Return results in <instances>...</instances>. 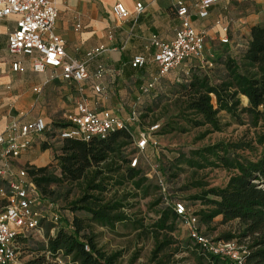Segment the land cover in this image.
<instances>
[{
    "label": "trees",
    "instance_id": "1",
    "mask_svg": "<svg viewBox=\"0 0 264 264\" xmlns=\"http://www.w3.org/2000/svg\"><path fill=\"white\" fill-rule=\"evenodd\" d=\"M218 64L219 67L211 69L214 75L195 70L180 84L176 105L182 117L176 118L194 129L208 127L204 136L222 131L220 114L223 112L237 119L247 116L250 126L237 140L222 141L194 153L209 166L222 168L230 176L222 188L198 185L201 192L192 200L205 207L196 213L202 224L210 225L221 216L224 223L238 221L242 226L239 236L229 234L225 239L214 241L247 240L248 251L242 264H264V111L261 110L264 108V24L252 27L240 60L226 52L219 57ZM240 97L248 107L241 106ZM174 130L177 129H171ZM182 132L186 129L182 128ZM62 142L55 157L58 174L48 166H27L43 198L58 205L63 217V225L55 236H48L44 250L53 257L70 258L72 264H121V252L109 253L99 247L94 227L114 229L128 222L130 216L126 210L135 197L126 191L127 186L131 184L134 190H141L150 181L141 169L130 165L135 156L128 157L126 150L132 144L135 147L134 135L130 129L118 130L104 140ZM246 153H254L255 158L250 159ZM191 164L205 167L195 161ZM64 183L82 187L81 196L71 203L70 215L51 200L55 194L52 188ZM79 213L87 214L88 219L79 217ZM179 220L172 208L163 212L153 225L150 234L156 240V247L149 264H186V259H175V253L171 252L172 246L178 243L172 234ZM31 238L18 239L22 259V245ZM191 246L195 251L194 264H238L206 253L192 239ZM25 264L51 263L42 256Z\"/></svg>",
    "mask_w": 264,
    "mask_h": 264
},
{
    "label": "crops",
    "instance_id": "2",
    "mask_svg": "<svg viewBox=\"0 0 264 264\" xmlns=\"http://www.w3.org/2000/svg\"><path fill=\"white\" fill-rule=\"evenodd\" d=\"M53 1L59 12L53 32L65 40L70 59L85 62L89 51L99 47H104V51L88 63L90 78L82 84L62 79L60 69L48 68L44 73H35L33 63L38 54L13 55L8 49V34L15 28L17 17L0 20V136L14 123L24 125L38 118L46 121L50 133L60 132L68 125V117L78 112L77 104L83 98L87 100L90 110L99 115L111 111L126 121L134 114L138 117L133 107L149 97L146 94L150 90L145 89L159 74V67L152 60L156 53L152 38L157 36L160 41L170 43L175 40L181 27L176 0ZM231 1L225 0L215 5L209 16L202 19L199 16L201 0H185L193 27L205 33L206 41L219 35L220 39L228 37L229 30L235 29ZM118 3H122L130 12V17L125 21H119L114 14V7ZM139 3L144 6L140 16L136 13ZM248 20V25L243 28L247 40L252 27L264 23V14L250 16ZM138 55L148 59L146 66L140 70L131 66ZM193 61L202 60L187 62ZM15 63L21 65L18 71H14ZM100 65L104 72L100 79H96L95 73ZM97 86L101 87L100 93L95 90ZM35 89L40 91L36 92ZM153 95L157 101V87ZM131 108L133 111L127 114L126 109ZM133 124L130 121L129 127ZM138 129L139 135L143 130ZM44 135L35 138L30 149ZM28 151L12 162L15 171L27 166L46 167L50 163L45 155ZM0 202L2 208L5 201L1 197Z\"/></svg>",
    "mask_w": 264,
    "mask_h": 264
},
{
    "label": "rangeland",
    "instance_id": "3",
    "mask_svg": "<svg viewBox=\"0 0 264 264\" xmlns=\"http://www.w3.org/2000/svg\"><path fill=\"white\" fill-rule=\"evenodd\" d=\"M231 9L235 29L228 32L229 43L223 44L220 35L215 39L207 38L205 59L203 61L185 62L181 67L172 70L157 83V101L153 98L155 89L153 88L146 94L149 95L146 100H142L141 104L139 103L133 107L138 114V117L136 115L137 119L132 122L134 124L129 127L134 134V140L138 139V128L146 131L151 126L159 124L160 129L155 135L158 145H150L144 152H139L132 144L126 150V153L128 157L134 155L139 159L138 168L145 175L151 174L153 168L159 166L168 189L166 193H163L158 187V180L151 179L145 182L141 190H134L130 184L127 186L126 191L133 193L135 197L134 200L130 201L131 205L126 210L130 220L118 224L114 229L94 227V234L99 247L109 253L121 252V264L150 263L153 250L156 247V240L150 234V230H152L153 225L159 220L163 212L173 208L172 205L175 201L185 202L189 215L197 217L199 230L211 239H225L224 237L229 234L237 237L242 230V226L238 221L224 223L221 216L215 218L210 225L200 222V217L196 213L205 209V207L200 202L192 200L193 196L201 192L198 185H206L208 188H222L227 184L230 174L222 168L209 166V164L203 162L201 157L195 156L194 153L222 141L241 138L249 130L248 117L244 115L241 119H237L223 112L220 114L223 124L222 131L213 132L206 136H204V133L208 127L194 129L176 118L182 117L176 105V101L180 96V84L184 83L195 70L209 72L214 75L211 69L219 67V57L225 55L226 52L235 59L240 60L241 52L248 42L243 28L248 25L250 16L264 14V3L262 1L245 3L242 0H232ZM240 99L241 106L247 107L241 97ZM133 108L126 109L127 114L133 111ZM261 110L264 111V108ZM173 128L177 130L171 131ZM182 128L186 129V132H182ZM58 133L48 131L41 140L37 141V145L28 151H36L39 155H45L46 160L50 162L47 166L55 174L59 173V166L58 162L55 161V157L59 154L63 144L58 138ZM260 153L261 150H259ZM246 156L250 159L255 158L254 153H246ZM191 161L202 163L205 167L198 168L192 165ZM52 189L55 194L51 200L57 202L62 210H66V215H70L71 203L81 196L82 187L77 184L64 183L61 186H54ZM0 197L3 199L1 194ZM43 212L44 215H47L45 209ZM78 216L88 219L85 213H79ZM42 226L45 234L35 235L22 245L24 246L23 260L28 263L46 256L51 264H61L60 260L63 264H72L70 258L53 257L44 250L47 246L48 236L51 235V231L56 226L49 221V218L43 221ZM172 235L178 242L171 248V252L175 253V259H186V264H194L195 251L191 246L190 227L184 219L180 218L176 223V230ZM234 241L241 252L248 251L247 240L241 241L236 238Z\"/></svg>",
    "mask_w": 264,
    "mask_h": 264
},
{
    "label": "built area",
    "instance_id": "4",
    "mask_svg": "<svg viewBox=\"0 0 264 264\" xmlns=\"http://www.w3.org/2000/svg\"><path fill=\"white\" fill-rule=\"evenodd\" d=\"M224 1L201 0L200 18H207L211 8ZM242 1L245 3L262 1L264 3V0ZM143 12L144 6L141 3L137 4V15L140 16ZM176 12L181 19V27L177 31L175 40L165 43L157 36L152 38V45L156 48L152 60L158 65L159 74L145 91L155 88L161 79L185 62L194 59L204 60L206 35L193 27L185 0H176ZM114 14L119 21H125L130 17V12L122 3L115 5ZM58 15V9L53 0H0V20L17 17L15 28L8 34L9 52L13 55L38 54L33 63L35 73H44L48 68L60 69L62 79L82 84L90 78L88 63L102 54L104 47L89 51L85 62L70 59L66 51L65 40L53 32ZM225 31L227 32L228 29ZM221 42L226 45L229 43V38L224 37ZM147 62L146 57L138 55L132 60L131 66L140 70L146 66ZM20 67V63L13 65L14 71H18ZM103 72L104 68L101 65L98 66L95 78L100 79ZM95 90L100 93L101 87L97 86ZM35 91L38 92L40 89H35ZM77 110L76 114L68 117V126L59 132L58 138L61 141L69 139L83 142H90L94 139L104 140L115 131L129 130V122L137 119L134 114L129 121H126L111 111H104L102 115H99L90 110L85 98L77 104ZM159 129L160 125L156 124L149 130L139 133L138 139L135 140L137 151L144 152L150 145L157 146L155 135ZM48 131L46 121L38 118L24 125L14 123L0 136V194L5 201V205L0 208V264H25L21 257L18 239L44 233L42 225L45 219L49 218V221L56 226L51 231V236H55L63 225V217L58 205L49 203L43 198L34 180L30 177L27 167L15 171L12 166L14 160L20 158L31 148L35 138ZM130 165L132 168H137L139 159L133 157ZM145 176L151 180H158L160 190L163 193L167 192L168 186L159 166H155L152 173ZM172 207L176 214L189 225L190 238L203 251L214 256L228 258L238 264L243 263L247 252H241L235 241H214L204 235L199 230L197 218L189 215L184 202L175 201ZM44 209L47 215H44ZM86 250L89 248L86 247ZM59 262L63 264L62 260Z\"/></svg>",
    "mask_w": 264,
    "mask_h": 264
},
{
    "label": "water",
    "instance_id": "5",
    "mask_svg": "<svg viewBox=\"0 0 264 264\" xmlns=\"http://www.w3.org/2000/svg\"><path fill=\"white\" fill-rule=\"evenodd\" d=\"M247 107L249 106V105H246Z\"/></svg>",
    "mask_w": 264,
    "mask_h": 264
}]
</instances>
